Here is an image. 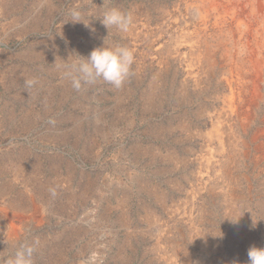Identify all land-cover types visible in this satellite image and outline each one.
Masks as SVG:
<instances>
[{
	"label": "rangeland",
	"instance_id": "rangeland-1",
	"mask_svg": "<svg viewBox=\"0 0 264 264\" xmlns=\"http://www.w3.org/2000/svg\"><path fill=\"white\" fill-rule=\"evenodd\" d=\"M189 2L0 0V264L21 244L32 264H247L264 247V84L230 116L221 51L210 70L196 46L172 52ZM112 8L126 33L100 23ZM104 43L134 52L120 89L61 79Z\"/></svg>",
	"mask_w": 264,
	"mask_h": 264
},
{
	"label": "bare ground",
	"instance_id": "bare-ground-1",
	"mask_svg": "<svg viewBox=\"0 0 264 264\" xmlns=\"http://www.w3.org/2000/svg\"><path fill=\"white\" fill-rule=\"evenodd\" d=\"M189 5L190 7L194 6L195 10L196 21L194 30L191 34L181 33L176 35L172 39L174 41L172 52H179V46L183 42L188 43L192 48L196 46L197 49H195L197 51L193 54L191 63L204 64L210 70L218 64V60L216 61L213 58V51H221V59L225 60L222 63V67L225 68L224 80H222L226 82L229 88L228 97H226L229 107L227 109L230 116H232L231 114H235V116L239 117L247 108L252 104H256L262 98L261 88L264 84V0H190ZM225 27L227 28L225 29L227 37H224L222 34ZM210 28L220 30V38L214 45L207 38L208 29ZM169 48L167 49L168 53L172 49ZM187 71L191 73V65ZM259 133L255 138H258L260 135L264 136V130H261ZM222 142L220 143L223 144ZM251 149L254 148L252 147Z\"/></svg>",
	"mask_w": 264,
	"mask_h": 264
},
{
	"label": "clouds",
	"instance_id": "clouds-1",
	"mask_svg": "<svg viewBox=\"0 0 264 264\" xmlns=\"http://www.w3.org/2000/svg\"><path fill=\"white\" fill-rule=\"evenodd\" d=\"M99 20L106 29L115 27L123 33L129 31L132 23L131 17L117 8L103 12ZM68 21L82 22L85 27H90V21L85 22L78 11H72ZM78 56L80 58L57 65L61 79L68 81L76 91H80L84 85H93L97 81L106 82L120 89L132 74L134 52L128 47L105 46L104 43L103 46L94 48L87 58ZM34 82L30 80L26 83L31 86ZM255 225L256 222H253L252 226ZM35 250L34 244H21L8 259L7 264H32ZM247 255V264H264V247L250 246Z\"/></svg>",
	"mask_w": 264,
	"mask_h": 264
}]
</instances>
